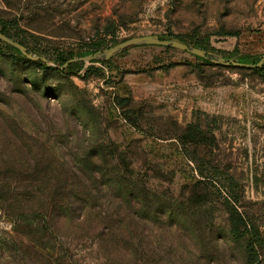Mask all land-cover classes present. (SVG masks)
<instances>
[{
	"label": "rangeland",
	"instance_id": "obj_1",
	"mask_svg": "<svg viewBox=\"0 0 264 264\" xmlns=\"http://www.w3.org/2000/svg\"><path fill=\"white\" fill-rule=\"evenodd\" d=\"M0 19L48 61L0 57V264H246L253 228L264 264V78L213 61L264 56V0H0ZM98 36L106 48L85 55ZM156 36L208 58L119 48ZM90 164V209L63 217L54 188L80 189ZM116 169L150 188L143 224L100 186Z\"/></svg>",
	"mask_w": 264,
	"mask_h": 264
},
{
	"label": "trees",
	"instance_id": "obj_2",
	"mask_svg": "<svg viewBox=\"0 0 264 264\" xmlns=\"http://www.w3.org/2000/svg\"><path fill=\"white\" fill-rule=\"evenodd\" d=\"M0 33L9 36L11 38H14L16 40H19V45L23 46L27 52H30V48L27 47L24 39L20 38V34H24V30L21 29L19 24L15 20H4L0 19ZM112 32L107 31L105 34L112 35ZM220 34H223L225 36H231V37H238L239 33L236 31H224ZM160 39L168 40L169 37L166 36H160ZM174 40L177 41H183L180 36L174 37ZM86 50L84 52L85 55H93L97 53L100 50H103L106 48V39L105 37H96L95 39L86 42ZM206 43L197 42L195 43V46L197 48L203 49ZM12 52H6L2 47H0V57L7 60L9 63L13 64L15 61L18 60L16 55L20 56L24 60H28L22 51L18 48H11ZM39 56H44L40 53H37ZM238 50L235 49L232 53H230V56H224L223 58L227 61L233 60L238 63L242 64H258L261 60L260 57H251L249 55H237ZM235 55V57H234ZM232 56L234 58H232ZM73 58L72 55L68 56L66 53L60 52L57 54V61L60 62V64H63ZM201 59V58H199ZM36 64L41 65L46 68V64L41 61H35ZM232 65V64H231ZM92 67H89L87 69V74L89 75L92 71ZM253 70L264 78V65L259 68H253ZM88 166H94V169L84 168L82 171L85 172L86 170L92 172V177L90 178V181L88 182L82 181V187L79 189H75L73 186L70 187L68 192H61L60 188L57 186L54 188L53 193L57 196L53 199L55 208H59L62 210L63 217H67L71 214L73 211L74 206L78 203V205L83 210H89L90 209V201L86 197L85 192L91 193L93 190L92 183H98L97 176H99L100 169H98V166L95 164H90ZM84 167V166H83ZM63 168L60 170L61 176H66V171L63 172ZM104 182H100V186L102 187V190H107L109 195L107 197L114 196L117 198L121 204H125L127 206V216L130 218L129 220L134 223L143 224L144 218H143V210L146 205V203L149 201V191L150 188L146 185V183L139 178L138 176H132L129 178L127 175L124 174V172L121 169H116L114 172L109 174H103ZM65 182V186L63 189L67 188V181ZM41 187V185H40ZM98 189L100 187H97ZM42 190V187H41ZM40 190V194L42 191ZM60 195V197H58ZM42 196V195H41ZM68 198V199H66ZM66 199V200H65ZM71 200H73L71 202ZM59 201V202H58ZM58 203H62L58 205ZM64 203V204H63ZM134 217V218H133ZM129 221V222H130ZM240 229V223L237 218L232 220V229L230 230V233L233 236H236L239 233ZM262 244V237L260 235V232L258 229L253 228L249 231V238L246 243V249H245V262L246 264H260V252H259V246Z\"/></svg>",
	"mask_w": 264,
	"mask_h": 264
},
{
	"label": "water",
	"instance_id": "obj_3",
	"mask_svg": "<svg viewBox=\"0 0 264 264\" xmlns=\"http://www.w3.org/2000/svg\"><path fill=\"white\" fill-rule=\"evenodd\" d=\"M143 41H148L149 43L156 44V45H161V46H172L174 48H179V49H182V50H185V51H190V52H192L194 55H196L198 57L208 58L207 52L202 50V49L190 48L189 45H187V44H185L183 42H180V41H177V40H167V39L163 40V39H160L157 36L156 37H152V38H147V37L132 38V39H129V40L119 44V48L120 49L126 48L128 46H131L133 44H137V43H140V42H143ZM15 47L20 49L22 51V53L24 55H26L30 59L42 60L44 62H48L43 57H39V56L33 55L31 53H28L27 50L23 46H21L19 44H15ZM116 51H117V48H113V49H111L110 52H111V54H114ZM213 61H214V63L221 64V65H230V64H232V65H235V66L245 67V68H259V67H262L264 65V56L262 57V59L259 61L258 64H242V63L235 62L233 60L227 61L223 57H219V58H217V59H215Z\"/></svg>",
	"mask_w": 264,
	"mask_h": 264
}]
</instances>
